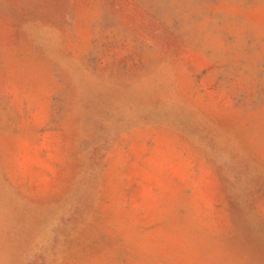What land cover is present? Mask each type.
Instances as JSON below:
<instances>
[{"label": "rangeland", "instance_id": "374dc122", "mask_svg": "<svg viewBox=\"0 0 264 264\" xmlns=\"http://www.w3.org/2000/svg\"><path fill=\"white\" fill-rule=\"evenodd\" d=\"M0 264H264V0H0Z\"/></svg>", "mask_w": 264, "mask_h": 264}]
</instances>
